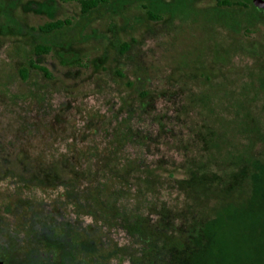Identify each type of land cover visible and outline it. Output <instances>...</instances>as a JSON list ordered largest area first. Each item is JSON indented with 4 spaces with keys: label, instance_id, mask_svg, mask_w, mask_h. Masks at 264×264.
I'll list each match as a JSON object with an SVG mask.
<instances>
[{
    "label": "rangeland",
    "instance_id": "1",
    "mask_svg": "<svg viewBox=\"0 0 264 264\" xmlns=\"http://www.w3.org/2000/svg\"><path fill=\"white\" fill-rule=\"evenodd\" d=\"M22 2V46L39 39L31 27L57 19H66L70 25L51 39L52 52L37 58L47 76L32 72L26 81L20 79L17 63L27 53L13 52L12 44L18 41L0 35L2 264L3 260L14 264L25 259L29 250L26 225L34 214L42 217L41 228L64 221L72 228L83 227L73 209L62 205V189L36 190L30 199L11 175L3 177L8 159L29 156L36 164L32 174L40 178L46 175L48 160L62 154L73 160L78 151L100 147L107 135L124 130L121 120L130 110L135 137L141 141L139 151L161 175L173 172L180 179L181 164L193 150L198 129L208 125L200 132L208 136L217 129L213 126L221 127L229 134L231 146L236 135L233 124L236 128L247 124L234 111L263 108L259 100L264 63L261 69L251 66L258 58L264 60L262 10L256 18L249 10L218 8L211 0H167L172 10L151 21L134 8L117 14L115 8L99 6L83 14L73 1ZM124 42L128 47L120 53ZM71 57L78 65L60 63ZM201 74L212 81H205ZM196 96L203 100L192 101ZM11 169L20 172L21 164ZM162 199L169 208L168 218L185 209L184 191ZM83 221L89 239L99 233L98 224L88 216ZM107 237L102 240L122 242L114 231Z\"/></svg>",
    "mask_w": 264,
    "mask_h": 264
},
{
    "label": "trees",
    "instance_id": "2",
    "mask_svg": "<svg viewBox=\"0 0 264 264\" xmlns=\"http://www.w3.org/2000/svg\"><path fill=\"white\" fill-rule=\"evenodd\" d=\"M58 1L77 3L83 14L99 6L115 8L117 14L134 8L151 21L172 10L167 0ZM211 1L218 8L236 7L251 11L256 18L262 16L252 0ZM1 7L0 35L18 41L12 44L13 52L27 53L17 63L20 79L28 80L32 72L47 76L37 58L52 52L51 39L69 26V21L57 19L29 28L39 39L22 46V0H0ZM127 47L122 43L120 53ZM257 60L251 66L261 69L264 60ZM60 63L74 66L78 60L71 57ZM201 77L213 79L206 74ZM261 94L258 100L262 110L253 107L234 111L236 117L242 118L240 122L247 124L238 128L233 124L236 135L231 146L227 144L229 134L221 127L213 126L217 129L208 136L200 135L208 125L198 129L193 150L181 164L180 179L173 172L161 175L139 151L141 141L138 135L135 137L130 110L121 120L124 130L107 135L100 147L78 151L73 160L62 154L44 161L48 170L40 178L32 174L36 164L29 156L8 159L3 164V177L11 175L21 193L24 191L32 199L36 190L60 188L65 198L62 205L72 208L83 223L78 229L67 221L41 228L42 217L34 214L26 225L29 250L22 262L14 264H264V89ZM195 99L202 101L203 97H193L192 101ZM13 164H21V171L11 169ZM176 191L182 195L184 191L185 209L168 218L169 208L162 198ZM84 216L100 229L90 239ZM111 231L122 236L121 243L117 238L102 240ZM3 264L8 263L3 260Z\"/></svg>",
    "mask_w": 264,
    "mask_h": 264
},
{
    "label": "water",
    "instance_id": "3",
    "mask_svg": "<svg viewBox=\"0 0 264 264\" xmlns=\"http://www.w3.org/2000/svg\"><path fill=\"white\" fill-rule=\"evenodd\" d=\"M252 3L254 6L258 7L260 11H264V0H252ZM0 264H2V261H0Z\"/></svg>",
    "mask_w": 264,
    "mask_h": 264
},
{
    "label": "flooded vegetation",
    "instance_id": "4",
    "mask_svg": "<svg viewBox=\"0 0 264 264\" xmlns=\"http://www.w3.org/2000/svg\"><path fill=\"white\" fill-rule=\"evenodd\" d=\"M256 7V6H255ZM258 9V7H256ZM259 10V9H258Z\"/></svg>",
    "mask_w": 264,
    "mask_h": 264
}]
</instances>
